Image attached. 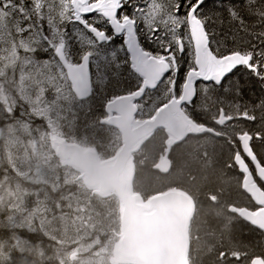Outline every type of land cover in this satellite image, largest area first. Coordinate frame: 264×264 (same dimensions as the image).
I'll return each mask as SVG.
<instances>
[{
  "label": "snow or ice",
  "instance_id": "snow-or-ice-1",
  "mask_svg": "<svg viewBox=\"0 0 264 264\" xmlns=\"http://www.w3.org/2000/svg\"><path fill=\"white\" fill-rule=\"evenodd\" d=\"M58 3L45 0L42 7L31 0V7H26L25 0H0V29L18 25L28 32H43L46 47L58 40L55 52L66 50L76 61L68 70L81 97L92 95L97 86L118 87L126 82L122 72L127 71L134 84L110 95L109 111L116 99L127 98L156 116L168 129L170 144L196 137L197 151L203 149L208 163L220 160L237 172L232 177L235 197L225 198L226 213L217 211L223 216L221 236L229 240L227 247L221 244L217 264H264V243L256 252L231 239L237 220L250 223L264 236V92L239 102L247 94L246 84L264 89V0H245L240 9H227L230 22L245 34L232 48L213 39L210 22L214 18L221 22L220 14L206 13V0H72L69 23L82 26L73 31L79 42L75 54L67 31L53 27ZM13 13L16 20L10 22ZM118 37L122 43L109 49ZM120 52L126 54L123 59ZM90 65L97 68L95 80ZM241 68L254 80L237 79ZM162 164L167 169V161ZM208 198L216 204L222 197L209 193ZM187 204L191 215L189 198Z\"/></svg>",
  "mask_w": 264,
  "mask_h": 264
},
{
  "label": "clouds",
  "instance_id": "clouds-1",
  "mask_svg": "<svg viewBox=\"0 0 264 264\" xmlns=\"http://www.w3.org/2000/svg\"><path fill=\"white\" fill-rule=\"evenodd\" d=\"M74 7L59 0L58 32ZM44 40L35 29H0V264H135L121 249L127 200L150 197L135 175L138 145L106 114H90L68 72L76 61ZM197 195H188L189 237Z\"/></svg>",
  "mask_w": 264,
  "mask_h": 264
},
{
  "label": "rangeland",
  "instance_id": "rangeland-1",
  "mask_svg": "<svg viewBox=\"0 0 264 264\" xmlns=\"http://www.w3.org/2000/svg\"><path fill=\"white\" fill-rule=\"evenodd\" d=\"M245 0H224L220 3L214 2L211 5H207L205 8L206 13L215 12L220 14V21L216 22L215 18L210 22L212 28L214 29L213 39L215 41H222L227 45L228 48H232L237 42L236 39L244 37V32L235 27L234 23L230 22L228 8L232 7L234 9H240ZM26 3L29 4L26 5ZM25 6L31 7V0H25ZM246 21L249 24L254 23V21L248 17H245ZM16 20V14L13 13L9 17V21L13 22ZM44 32L48 33L46 29V22H43ZM252 29L250 28L249 31ZM255 30L260 31V25L258 22H255ZM65 31L69 34V44L71 51L75 54L79 51V42L73 36V31L70 25L67 24ZM248 39H252L250 36ZM145 43H148L145 41ZM120 44L113 45L111 48L118 47ZM215 47V44H213ZM110 49V48H109ZM119 53L121 59L124 56ZM48 54V53H47ZM185 55L184 60H187ZM92 71V79L95 80V73L97 68L95 65H90ZM184 68L187 67V63H184ZM128 75L127 71L122 72V77ZM182 79V76H181ZM237 79L242 81H248V79H254L248 77L245 73V70L241 68V72L238 75ZM134 84V83H133ZM132 84V85H133ZM127 85V86H132ZM109 88L105 89L97 86L92 93L90 98V105L86 107L91 108V115L99 114L103 116L104 107L111 98V93L107 91ZM120 88H116L115 91H119ZM114 93V92H113ZM245 93L242 96V99L239 100L241 104L244 101H250L249 96L251 94H259L258 87L255 83L245 85ZM159 95V93H156ZM84 103V101H82ZM139 114L141 118L149 119L154 116L151 112L144 109L141 110L139 107ZM81 115H84V111L81 110ZM144 120L136 121V125L142 123ZM252 127H258V122H249ZM101 135L104 133L101 132ZM198 138L193 137L191 140L186 139L181 145L171 147L170 149L166 148L167 138L163 132L157 133L153 139L148 142L136 155L133 156V162L136 165V178L140 181L138 186L143 187L150 193V197H154L157 194H161L167 191H181L184 194L196 196V207L198 210V205L203 199L210 204L213 208H208L205 205L201 207V218L203 221H199L198 217L191 224V235L188 236L189 241V252L188 259L191 258L192 264H217L216 256L218 251L223 250L221 244L225 247L228 246L229 240L227 237H222L221 232L223 228L218 229L217 223L223 222V216H218L217 211L221 209L223 205V210L226 213L227 208L225 207V198H229V194L232 197H235L236 188L235 184L232 181V177L237 174V172L230 171L226 169L223 165V162L217 160L213 163L207 162V157L204 154L203 149L197 151L196 140ZM167 159L171 164V171L168 176H160L157 172L153 171L155 168L154 165H157L160 159ZM143 160L144 163L141 164L140 161ZM227 173H226V172ZM241 191V190H240ZM209 193L211 194H220L222 197L218 203L213 204V202L208 198ZM141 201L144 203L147 199ZM241 203L245 201L241 198ZM207 213H212L213 222L216 224L213 227L210 224L213 222L206 221L205 215ZM198 215V211H197ZM241 223V220L233 222V225ZM209 225V226H208ZM234 241L233 236L231 237ZM236 242V241H234ZM211 246L212 251L208 252V247Z\"/></svg>",
  "mask_w": 264,
  "mask_h": 264
},
{
  "label": "water",
  "instance_id": "water-1",
  "mask_svg": "<svg viewBox=\"0 0 264 264\" xmlns=\"http://www.w3.org/2000/svg\"><path fill=\"white\" fill-rule=\"evenodd\" d=\"M131 104L132 101L127 98L116 99L113 108H119L120 111L118 117L111 122L112 126L120 129L129 147L138 145L133 155L139 153L159 131L167 138V149L185 141L170 144L168 129L158 122L156 116L151 121L136 125L133 120L135 110ZM162 161H167V172L162 171L165 167ZM157 165L158 167L153 168L154 172L160 176L169 175L171 164L166 158L160 159ZM187 198L186 194L175 190L158 194L145 203L130 197L123 210L122 233L125 246L121 249V254L133 257L135 264H187L189 241L185 225L192 215H189ZM241 222L261 232L250 223L243 220Z\"/></svg>",
  "mask_w": 264,
  "mask_h": 264
},
{
  "label": "trees",
  "instance_id": "trees-1",
  "mask_svg": "<svg viewBox=\"0 0 264 264\" xmlns=\"http://www.w3.org/2000/svg\"><path fill=\"white\" fill-rule=\"evenodd\" d=\"M26 5L29 6L28 3H26ZM46 34H48V33L46 32ZM41 55L44 57L43 53H41ZM203 205H205L209 209L213 208L210 204H208L205 201V199H203L201 201V203L198 205V215H197V217H198L199 221H203L201 216H200L201 215V207ZM211 215H212V213L211 214L207 213L205 215V220L213 222V219H212ZM210 225L213 227L216 224L213 222V224H210ZM217 225H218V229L223 228V222H219V223H217ZM232 236H233L234 241L239 242L242 245L253 246L256 252L260 251L259 246L263 243L262 237L260 236L258 231L250 228L248 225H246V224H244L242 222L239 223V224L233 225V234H232Z\"/></svg>",
  "mask_w": 264,
  "mask_h": 264
},
{
  "label": "flooded vegetation",
  "instance_id": "flooded-vegetation-1",
  "mask_svg": "<svg viewBox=\"0 0 264 264\" xmlns=\"http://www.w3.org/2000/svg\"><path fill=\"white\" fill-rule=\"evenodd\" d=\"M88 18L91 19V16H89ZM68 25H70V27H71L72 30H74V29L77 28V27H82V26H79L78 24H74V23H68ZM120 43H122V37H120V38L118 37L116 43L113 44V45H117V44H120ZM113 45L109 46V48H111ZM121 54H122L124 57H125V55H126L124 52H122ZM90 72H91V71H90ZM91 73H92V72H91ZM122 79H124V81H126V82L120 84L118 87H115V88H109V89L112 90L113 92H122V91L125 90V88L130 87V86H127L128 84H129V85H132V84L134 83V80L130 79V78L128 77V75H124V76L122 77ZM116 88H120V90H119V91H115ZM118 99H119V98H118ZM131 107H133V109L135 110V114H137L136 116L134 115V116H135V118H134L135 121H140V120L151 121V120H153V118L155 117V116H152V117L149 118V119L141 118V117H140V114H139V106H138L137 104H135L133 101H132ZM116 113H117V114H116ZM105 114L110 118V120H112V119H116V118L118 117L119 111H117V109H115V108H112L111 111H109L108 109H105V110H104V115H105ZM144 121H143V122H144ZM158 133H159V132H158Z\"/></svg>",
  "mask_w": 264,
  "mask_h": 264
},
{
  "label": "bare ground",
  "instance_id": "bare-ground-1",
  "mask_svg": "<svg viewBox=\"0 0 264 264\" xmlns=\"http://www.w3.org/2000/svg\"><path fill=\"white\" fill-rule=\"evenodd\" d=\"M221 1H224V0H206V3H208V5H211V3H214V2L220 3ZM46 29H47V31H48L47 23H46ZM221 39H222V41H223V37H221ZM239 40H240V39H236L235 41L238 43ZM223 43H224V42H223ZM43 54H44V58H47V55H48V54H47V53H43ZM90 71H91V67H90ZM91 72H92V71H91ZM253 80H254V79H253ZM256 86L258 87V91H259V92H264V89H260L259 84H256ZM107 91H109L111 94L113 93V91L110 90V89H108ZM91 97H92V95L89 96L87 99L90 100ZM121 98H123V97H121ZM252 98H254V96L251 94V96H249V100H251ZM110 101H111V100H110ZM110 101H109V102H110ZM109 102H107V103L105 104L104 110L108 108L107 105H108ZM103 114H104V112H103ZM136 115H137V114H135V116H136ZM135 116L133 117V120H134ZM134 122L136 123L135 120H134ZM241 192H242V189H241ZM245 195H246V194H245ZM258 233H259L260 236L262 237V240H263V243H264V236L261 235V232H258Z\"/></svg>",
  "mask_w": 264,
  "mask_h": 264
}]
</instances>
